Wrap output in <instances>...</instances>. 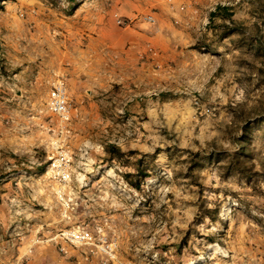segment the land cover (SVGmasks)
Instances as JSON below:
<instances>
[{"label": "rangeland", "instance_id": "obj_1", "mask_svg": "<svg viewBox=\"0 0 264 264\" xmlns=\"http://www.w3.org/2000/svg\"><path fill=\"white\" fill-rule=\"evenodd\" d=\"M0 264H264V0H0Z\"/></svg>", "mask_w": 264, "mask_h": 264}, {"label": "built area", "instance_id": "obj_2", "mask_svg": "<svg viewBox=\"0 0 264 264\" xmlns=\"http://www.w3.org/2000/svg\"><path fill=\"white\" fill-rule=\"evenodd\" d=\"M147 19L151 20V17ZM121 22V20H118ZM50 106L53 111L57 113H65L67 111V99L63 89L61 87L55 88L51 93Z\"/></svg>", "mask_w": 264, "mask_h": 264}, {"label": "trees", "instance_id": "obj_3", "mask_svg": "<svg viewBox=\"0 0 264 264\" xmlns=\"http://www.w3.org/2000/svg\"><path fill=\"white\" fill-rule=\"evenodd\" d=\"M227 8L228 7H226V6H224V5H216V9H218V10H220V9H222V10H227ZM217 14V10H213V11H211L210 12V18H213V16H215ZM226 15L225 16H227L228 18L231 16V13H225ZM111 147L114 149V150H116V151H118L119 149H118V147H116V146H114V145H111Z\"/></svg>", "mask_w": 264, "mask_h": 264}]
</instances>
